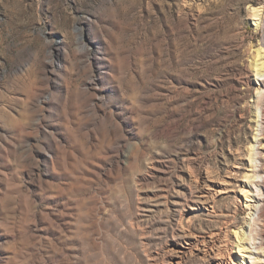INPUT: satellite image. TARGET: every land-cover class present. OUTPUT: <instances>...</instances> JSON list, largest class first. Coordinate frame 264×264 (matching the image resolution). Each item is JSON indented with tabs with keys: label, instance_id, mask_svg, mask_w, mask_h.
Returning a JSON list of instances; mask_svg holds the SVG:
<instances>
[{
	"label": "rangeland",
	"instance_id": "obj_1",
	"mask_svg": "<svg viewBox=\"0 0 264 264\" xmlns=\"http://www.w3.org/2000/svg\"><path fill=\"white\" fill-rule=\"evenodd\" d=\"M260 45L264 0H0V264H264Z\"/></svg>",
	"mask_w": 264,
	"mask_h": 264
},
{
	"label": "bare ground",
	"instance_id": "obj_2",
	"mask_svg": "<svg viewBox=\"0 0 264 264\" xmlns=\"http://www.w3.org/2000/svg\"><path fill=\"white\" fill-rule=\"evenodd\" d=\"M255 16L256 17H254L252 19L254 21V26L262 27L263 22L261 20L262 18H260V14L257 13ZM252 73L254 76V82L256 81L257 84L260 85V87H264V50H263V48H261V45H260L259 49L257 50V55L253 61V64H252ZM262 93L263 92L260 90V88H257V92H256L257 98L261 97ZM251 148H253V147H251ZM254 155H255V152L250 157L251 158L250 163H251V167L253 169H255L254 167H256L255 163H254L255 162ZM255 177H256L255 175H253V176L250 175V177L248 176V178L246 179L247 181H245V184L248 185V183H249L248 180L254 179L256 181L257 178H255ZM196 183H197V181H196ZM251 187H253V185H251ZM243 195L246 199L245 200L246 206L248 208H252V206H254V203L256 202V198H257L256 195H253L247 191L244 192ZM238 240H239L238 245H236L237 251L231 252L229 254V256H227L228 259L226 260V262L223 261L220 264H236V263H238V264H250L248 261H249V259H253V257H252L253 251H250L249 247L247 248L245 246L246 244H248L247 243L248 239L246 237V234H244V233L242 235L240 234ZM203 252L208 253V250H205ZM237 256L240 258H237Z\"/></svg>",
	"mask_w": 264,
	"mask_h": 264
}]
</instances>
